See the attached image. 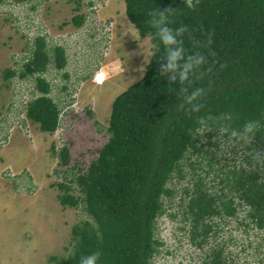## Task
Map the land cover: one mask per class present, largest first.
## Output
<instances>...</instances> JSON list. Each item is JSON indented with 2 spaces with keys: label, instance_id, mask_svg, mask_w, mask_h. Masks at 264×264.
I'll return each instance as SVG.
<instances>
[{
  "label": "trees",
  "instance_id": "trees-1",
  "mask_svg": "<svg viewBox=\"0 0 264 264\" xmlns=\"http://www.w3.org/2000/svg\"><path fill=\"white\" fill-rule=\"evenodd\" d=\"M5 1L0 0V5ZM12 1L30 2L32 9L38 5L36 0ZM69 1L76 3L77 14L71 22L79 27L84 22L83 14H79L83 0ZM123 1L126 15L140 36L151 38L154 53L143 77L113 101L109 138L97 158L86 170L69 169L75 172L65 175L68 184H56L62 190L60 204L68 208L81 205L87 216V220L74 225L69 256L56 264H79L81 256L95 252L100 254L97 264H154L164 246L157 239L158 219L166 212L165 198L175 197L173 182L176 186L186 178L184 163L195 154L213 155L209 166L214 168V156L221 145L234 159L229 166H220L221 158L215 162L218 166L213 171L216 177L222 176V192L210 191L201 176L194 178L192 189H184L189 198L184 222H192L188 230L191 242L199 249L215 242L204 253L201 264H239L238 256H231V251L229 257L225 255L227 247L235 245L241 248L237 253L240 256L245 253L262 261L264 258L259 257L264 253V243H242L241 247L230 232L229 243L218 238L222 226L229 224L230 229L232 221H240L244 231L264 230V128L247 144L230 143L228 136L219 137L216 129L222 122L217 118L227 115L232 117L229 123L233 129L242 128L250 119L264 123V0H199L194 9H188L184 0ZM169 6L176 8L170 26L187 25L191 37L200 40L214 33L211 49L215 55H209L204 66L211 67L212 72L184 85L208 90L211 81L199 112L177 111L181 85H170L167 77L159 75L165 49L147 22L148 12ZM191 37L185 34L183 38L188 52L193 51ZM200 50L207 55V49ZM19 57V62H24L22 67L15 62L3 79L40 74L36 85L41 97L29 103L27 116L40 131L53 134L59 126V110L48 96L50 83L41 76L50 64L55 63L58 69L65 67V52L60 47L48 48L45 40L38 38L28 53ZM222 64L227 67L221 68ZM53 152L62 165L69 163L67 146ZM238 155L243 156L240 164L235 159ZM196 164L190 163L193 170ZM243 208L248 214L240 219ZM212 234L215 239L209 241Z\"/></svg>",
  "mask_w": 264,
  "mask_h": 264
},
{
  "label": "rangeland",
  "instance_id": "rangeland-1",
  "mask_svg": "<svg viewBox=\"0 0 264 264\" xmlns=\"http://www.w3.org/2000/svg\"><path fill=\"white\" fill-rule=\"evenodd\" d=\"M75 6L76 3L69 0H51L44 5L42 14L51 34L78 31L71 22L77 14ZM84 11L85 0L80 13ZM97 16L106 22L113 21L111 41H106L108 49L104 50L102 45L78 43L67 51L66 69L61 72L52 69L48 73L55 82V98L60 101L61 107L63 102L71 100V90L78 93L76 110H68L58 130L50 134L40 131L38 124L33 123L25 111L13 112L12 103L19 99L13 89L14 78L5 81L3 74L15 66L17 55L28 52L29 45L10 8L0 10V138L4 136L0 141V264H56L59 259L69 256L74 244V225L87 220V216L81 205L68 208L60 204L58 195L62 190L56 184L66 183L65 175L71 176L78 168L86 170L97 158L98 151L109 138L107 128L113 101L143 77L146 65L153 56L151 38L140 36L126 15L123 0H108ZM94 51L106 53L107 59ZM102 63L108 72V80L103 85H97L92 82V75L95 66ZM65 72L69 74L68 78ZM19 108L23 109L22 105ZM20 121H23V128L16 125ZM10 128H14L11 133ZM63 145L69 149L67 165H62L53 152ZM211 157V154H195L192 160L184 163L186 178L176 186L173 182L175 197L172 200L165 198L166 212L158 219L157 239L162 240L164 246L160 248L161 253L154 264H201L204 253L212 249L214 241L203 249L191 242L188 234L191 221L186 223V232L180 223L182 220L184 224V210L189 201L184 189H192L194 178L201 176L210 191L222 192V176L216 177L213 171L218 166L215 167V162L221 158L220 166H229L234 159L223 145L214 156V168L209 166ZM242 157L238 155L235 158L238 164L243 161ZM191 162L197 163L195 170ZM72 168L76 169L70 172ZM74 192L79 195L77 190ZM247 214L248 210L243 208L240 219ZM239 226L240 221H232L230 229L229 224L222 226L224 229L220 231L218 241L229 243L230 232L240 246L249 242H253L254 246L264 243V230L247 228L244 231L241 227L242 231ZM213 238L212 234L209 241ZM238 246H228L225 255L229 257L231 251V256H238L239 264H264V259L259 261L245 253L241 256L237 254L241 250ZM260 254L259 258H264V253ZM54 257L58 259L54 260Z\"/></svg>",
  "mask_w": 264,
  "mask_h": 264
},
{
  "label": "clouds",
  "instance_id": "clouds-1",
  "mask_svg": "<svg viewBox=\"0 0 264 264\" xmlns=\"http://www.w3.org/2000/svg\"><path fill=\"white\" fill-rule=\"evenodd\" d=\"M199 3V0H184L188 9H194ZM176 15V8L169 6L166 9L158 7L148 12V24L155 30V35L158 37L163 48L164 55L161 58L159 66V75L167 77L170 85L179 84L178 96L181 103L177 106V111L199 112L203 107L202 100L211 88L203 87H185L186 82L191 80H202L212 72V68L205 69L207 58L209 55L214 56L211 45L213 43L214 33H208L203 40L191 37V31L187 25L178 27L170 26L172 17ZM188 34L192 39L193 51L188 52L184 45V36ZM200 49H207V55ZM221 68L227 67V64L220 65ZM219 127L216 129L219 137L228 136L229 142L251 143L256 132L264 128V123L260 119H250L246 121L242 128L233 129L229 123L232 119L230 115L217 118ZM261 154L258 153L257 156ZM163 217V215L161 216ZM179 217V216H178ZM183 225L181 228L187 231L186 223L180 220ZM189 232V231H188ZM189 234V233H188ZM99 253H91L80 257L79 264H97Z\"/></svg>",
  "mask_w": 264,
  "mask_h": 264
},
{
  "label": "built area",
  "instance_id": "built-area-1",
  "mask_svg": "<svg viewBox=\"0 0 264 264\" xmlns=\"http://www.w3.org/2000/svg\"><path fill=\"white\" fill-rule=\"evenodd\" d=\"M49 1L51 0H36V2H38V5L36 9H32V3L30 2L15 3L12 0H6L0 5V10L4 7L10 8V10L15 15L16 21L18 22V28L22 31L29 47L33 46L38 38H42L45 40L48 48L60 47L64 50L66 57L65 67L58 69L56 65L50 64L48 66V70L41 76L43 79L50 83L51 93H49L48 96L52 97L55 104L57 105V108L59 110L60 126L61 120L65 116L66 112L72 109L76 110V106L78 104V93L76 90H71V100L68 102H63L64 104H62L61 107L60 101L55 98V93H57L56 90L54 92L55 82L53 79H50L48 73H50L52 69H55L57 72L64 71L68 65L69 56L67 54V51L68 49L72 48V46L77 45L78 43L82 44V42H86L94 44V46L102 45L104 50L108 49L107 43L111 41L113 21L108 20V22H106V20H102L97 16V13L100 12V10L103 8V5L107 3L108 0H85V11L81 12L84 16V22L81 26L77 27L78 31L72 34L65 33L54 35L51 34V31L45 23L44 16L42 14L44 5ZM81 13L79 12V14ZM94 52L100 53L99 51ZM27 53L28 52H24L21 55L16 56L18 57V60L16 61L18 68H21L24 64V62H19L20 60H22L19 56ZM100 55L103 56L104 59H107L108 55H106V53H100ZM52 56L54 57V54H52ZM95 67L96 70L92 75V82L96 83L97 85H103L108 80V72L104 69L103 63L96 65ZM64 74L65 76L67 75V78L69 77V74L67 72H65ZM39 76L40 74L38 73L37 75L30 76L29 78H20L18 76L14 78L13 89L15 91V96L19 99H16L14 103H12L13 112L17 110L25 111L27 116L29 103L33 99L41 97V93L37 90L36 85V79ZM64 88L66 89V87ZM20 105H22L23 109L19 108ZM16 125L20 128H23V121L18 122ZM13 130L14 128H10L9 133H11ZM25 132H28V130H26ZM3 138L4 136H1L0 141ZM30 138H33V136H31ZM64 146L65 145H63L62 147ZM9 176L15 177V175L12 174H9Z\"/></svg>",
  "mask_w": 264,
  "mask_h": 264
},
{
  "label": "crops",
  "instance_id": "crops-1",
  "mask_svg": "<svg viewBox=\"0 0 264 264\" xmlns=\"http://www.w3.org/2000/svg\"><path fill=\"white\" fill-rule=\"evenodd\" d=\"M142 37V36H141ZM147 37V36H146Z\"/></svg>",
  "mask_w": 264,
  "mask_h": 264
}]
</instances>
